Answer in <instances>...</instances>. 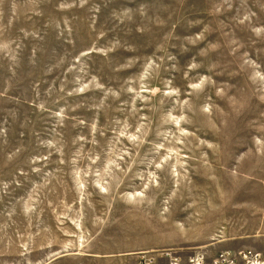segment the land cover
<instances>
[{"label":"rangeland","instance_id":"374dc122","mask_svg":"<svg viewBox=\"0 0 264 264\" xmlns=\"http://www.w3.org/2000/svg\"><path fill=\"white\" fill-rule=\"evenodd\" d=\"M194 249L264 251V0H0V264Z\"/></svg>","mask_w":264,"mask_h":264},{"label":"built area","instance_id":"2783aa9c","mask_svg":"<svg viewBox=\"0 0 264 264\" xmlns=\"http://www.w3.org/2000/svg\"><path fill=\"white\" fill-rule=\"evenodd\" d=\"M135 264H264V251L242 249L210 253L194 249L180 255L174 250H158L139 253Z\"/></svg>","mask_w":264,"mask_h":264},{"label":"crops","instance_id":"0c3cea01","mask_svg":"<svg viewBox=\"0 0 264 264\" xmlns=\"http://www.w3.org/2000/svg\"><path fill=\"white\" fill-rule=\"evenodd\" d=\"M223 250H234V249H223Z\"/></svg>","mask_w":264,"mask_h":264}]
</instances>
